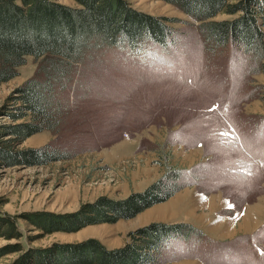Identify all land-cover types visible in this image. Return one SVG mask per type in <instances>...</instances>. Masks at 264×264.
Returning a JSON list of instances; mask_svg holds the SVG:
<instances>
[{"label":"rangeland","instance_id":"obj_1","mask_svg":"<svg viewBox=\"0 0 264 264\" xmlns=\"http://www.w3.org/2000/svg\"><path fill=\"white\" fill-rule=\"evenodd\" d=\"M124 1L178 30L183 46L162 50L144 40L136 50L110 49L99 88L81 104L71 102L75 118L64 133L57 139L44 130L20 142L10 127L30 116H20L16 91L43 59L27 56L17 76L0 84V212L18 219L22 243L42 256L89 240L121 249L131 243L129 233L162 224L194 233L167 245L160 264H264V72L238 85L242 52L230 46L210 55L201 22L164 0ZM56 140L75 153L44 165L28 160ZM179 174L180 190L117 222L45 233L25 218L80 213L101 199L133 203ZM16 241L0 238V248Z\"/></svg>","mask_w":264,"mask_h":264},{"label":"trees","instance_id":"obj_2","mask_svg":"<svg viewBox=\"0 0 264 264\" xmlns=\"http://www.w3.org/2000/svg\"><path fill=\"white\" fill-rule=\"evenodd\" d=\"M75 1L77 8L52 0H0V84L17 76L16 68L25 64L27 56L43 58L37 75L16 91L23 103L24 113L20 116H26V111L30 116L28 122L10 127L20 142L44 130L57 139L64 133L75 118L71 102L81 104L84 94L90 95L99 88L95 84L106 74L100 68L103 70L104 56L110 49L126 45L136 50L144 40L159 43L162 50L171 44L183 46L178 30L132 9L124 0ZM164 1L201 22L197 29L210 55L230 46L239 54L242 52L238 85L264 72V0ZM219 14L237 17L208 21ZM56 141L55 145L33 152L28 160L44 165L75 153ZM174 177L168 178L167 186L156 185L146 196L137 195L138 200L133 203V198L120 203L101 199L80 213L25 215V218L45 233L117 222L128 214L134 216L154 203L165 201L180 190L182 176ZM17 220L0 212V238L17 240L0 248V258L18 253L9 264H160L167 245L172 246L185 234L194 233L189 226L153 224L129 233L132 241L121 249L109 250L98 240H89L78 246H60L55 252L59 255L53 253L54 257L38 255V251L26 247L22 243L25 234Z\"/></svg>","mask_w":264,"mask_h":264}]
</instances>
